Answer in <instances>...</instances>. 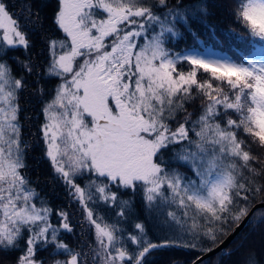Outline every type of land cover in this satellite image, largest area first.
I'll return each instance as SVG.
<instances>
[{"label":"snow or ice","instance_id":"1","mask_svg":"<svg viewBox=\"0 0 264 264\" xmlns=\"http://www.w3.org/2000/svg\"><path fill=\"white\" fill-rule=\"evenodd\" d=\"M11 7L0 0V264H45L40 251L51 264H148L168 248L187 250L191 264H264L246 247L264 223V156L254 154L264 152V0H230L246 34L231 55L198 38L169 47L181 26L208 15L207 0H57L60 35L48 39L44 64L29 53L39 13L33 19L25 5L21 25ZM16 48L29 53L14 58L18 72L3 58ZM34 72L58 81L41 110L43 157L80 205L94 240L87 251L62 239L74 231L69 213L54 211L24 171L19 99ZM137 195L143 218L133 212ZM95 204L118 208L116 219Z\"/></svg>","mask_w":264,"mask_h":264},{"label":"trees","instance_id":"2","mask_svg":"<svg viewBox=\"0 0 264 264\" xmlns=\"http://www.w3.org/2000/svg\"><path fill=\"white\" fill-rule=\"evenodd\" d=\"M174 2V0H172ZM195 0H183L185 5L194 3ZM230 0H207L209 5L207 16H196L189 21L188 28L180 27L179 31L181 37L169 47H173L179 51L186 47L192 46L196 42V38L203 42L204 47H211L213 50L222 53L233 54L236 49H244L246 40L241 39L246 34L240 27L233 22V19L228 14V7ZM11 7L10 10L20 18L21 25L24 24L27 15L24 6L27 4L32 5V12L39 13L42 26L29 30V39L32 41V47L29 53L33 59L39 64H44L48 58L46 44L49 38H57L60 33L57 32L54 24L52 23V16L57 7V0H7ZM23 10V14H22ZM190 29V30H189ZM233 30H235L233 32ZM195 33V37L192 35ZM213 33L215 39H213ZM7 55L3 58L7 59L13 65L15 71H19L14 63L15 57L23 58L29 53H25L22 48L6 49ZM3 53L0 52V56ZM187 70V66H183ZM28 87L20 93L19 105V122L22 125L21 133L22 139L28 145V154L26 158L27 168L24 170L32 185L36 188L41 197H44L50 207L54 211L64 210L69 213L71 218V226L74 231L72 233H64L62 239L68 243L72 248H83L84 251L88 250V245L94 243L92 232L89 231L86 223H82L80 210L77 209L76 204L71 203L67 191L61 185L58 179L53 175L49 162L43 157L44 146L40 135V126L44 121L42 108L46 101H48L54 94V89L58 83L55 78L38 77L35 72L25 78ZM42 89V93L38 91ZM199 107V100L188 106L190 112H194ZM254 154L264 156V152L254 148ZM258 166V165H257ZM179 171L187 172V169L180 167ZM79 182V181H78ZM258 183H264V178H259ZM83 184V182H80ZM264 196V193H262ZM129 195L124 194L122 199H128ZM136 203L133 212L139 214L141 218L145 213L143 207L139 202V195L134 197ZM260 197L253 203H257ZM94 211L103 216L104 219L111 223L116 219L115 212L119 209H112L104 206L103 204L90 205ZM155 222L149 221V235L155 240L159 239L161 233L154 227ZM231 227H235L232 225ZM249 226L247 225L241 233L248 232ZM239 233V234H241ZM238 234V235H239ZM223 238V237H222ZM246 247H254L258 255L264 254V223L259 228L252 232L249 236V242ZM38 259H43L45 264H51L49 258V251H40L37 253ZM57 259L63 257L57 256ZM194 255H190L187 250L179 248H168L154 251L148 258V264H191ZM216 257L213 256V259ZM239 253L234 255L231 259L238 260ZM228 258H225L227 261ZM222 261V264H225Z\"/></svg>","mask_w":264,"mask_h":264},{"label":"rangeland","instance_id":"3","mask_svg":"<svg viewBox=\"0 0 264 264\" xmlns=\"http://www.w3.org/2000/svg\"><path fill=\"white\" fill-rule=\"evenodd\" d=\"M216 52H218V53H222V52H220V51H217V50H215ZM50 165V164H49ZM53 175H54V173H53ZM55 176V175H54ZM59 181V183L61 184V185H63V183L60 181V180H58ZM80 182H82V181H79V183ZM83 185V184H82ZM64 186V185H63ZM65 187V186H64ZM65 189H66V187H65ZM66 191H67V189H66ZM67 194H68V191H67ZM68 197L70 198V202L71 203H74V204H76V207H77V209L78 210H80V215H81V221H83L84 220V215H83V212H82V210H81V208H80V205L78 204V202H75V201H73L72 200V198L69 196V194H68ZM56 220H57V218H56V216L55 215H53V216H51V221L55 224L56 223ZM71 218H70V215H69V222H70V224H71ZM64 234V233H63ZM93 235V234H92Z\"/></svg>","mask_w":264,"mask_h":264},{"label":"water","instance_id":"4","mask_svg":"<svg viewBox=\"0 0 264 264\" xmlns=\"http://www.w3.org/2000/svg\"><path fill=\"white\" fill-rule=\"evenodd\" d=\"M258 203V202H257ZM256 204V203H255ZM247 226V223H245V224H243L242 225V227L240 228V229H238V231H237V235L239 234V233H241V231H243L244 230V228Z\"/></svg>","mask_w":264,"mask_h":264}]
</instances>
